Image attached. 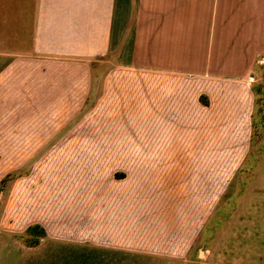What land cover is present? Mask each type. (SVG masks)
Masks as SVG:
<instances>
[{
    "label": "crops",
    "instance_id": "0c3cea01",
    "mask_svg": "<svg viewBox=\"0 0 264 264\" xmlns=\"http://www.w3.org/2000/svg\"><path fill=\"white\" fill-rule=\"evenodd\" d=\"M263 61L264 0H0V149L96 151L113 171L102 186L73 175L61 206L7 230L191 241L179 231L204 224L251 152Z\"/></svg>",
    "mask_w": 264,
    "mask_h": 264
},
{
    "label": "rangeland",
    "instance_id": "374dc122",
    "mask_svg": "<svg viewBox=\"0 0 264 264\" xmlns=\"http://www.w3.org/2000/svg\"><path fill=\"white\" fill-rule=\"evenodd\" d=\"M106 71L99 70L96 76ZM254 75L249 79L256 91L251 152L204 224L179 231L189 232L191 241H125V247L118 248L85 241H44L45 236L31 247L28 228L11 232L7 229L12 222L61 206L57 186H73L75 182L69 181L73 175L78 179L93 175L99 179L93 184L102 186L113 171L90 165L87 155L93 157L96 151L0 149V264H264V68ZM177 200L148 197L142 205L160 210ZM199 200L203 199H191Z\"/></svg>",
    "mask_w": 264,
    "mask_h": 264
},
{
    "label": "trees",
    "instance_id": "16d2710c",
    "mask_svg": "<svg viewBox=\"0 0 264 264\" xmlns=\"http://www.w3.org/2000/svg\"><path fill=\"white\" fill-rule=\"evenodd\" d=\"M27 234L29 235V239L27 240V244L31 247L38 246L40 237H45L47 235L45 229L40 225H32L27 229Z\"/></svg>",
    "mask_w": 264,
    "mask_h": 264
}]
</instances>
